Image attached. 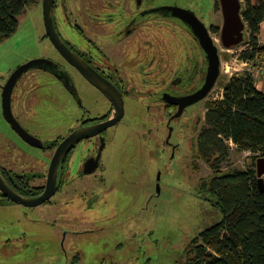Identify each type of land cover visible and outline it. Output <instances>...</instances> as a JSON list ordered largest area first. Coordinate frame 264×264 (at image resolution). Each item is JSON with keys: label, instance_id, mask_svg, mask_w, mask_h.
I'll use <instances>...</instances> for the list:
<instances>
[{"label": "flooded vegetation", "instance_id": "af4514ba", "mask_svg": "<svg viewBox=\"0 0 264 264\" xmlns=\"http://www.w3.org/2000/svg\"><path fill=\"white\" fill-rule=\"evenodd\" d=\"M227 11H231L229 6ZM52 17L67 48L103 77L122 103L120 106L119 97H107L55 48L44 27V38L55 56L38 57L44 60L16 77L8 94L6 114L4 87L20 65L0 85V201L35 207L13 200L6 191L23 198L41 195L58 146L76 132L89 135L67 145L57 170L56 192L67 183L65 163L80 142L85 155L74 178L90 180L86 175L104 168L102 154L109 140L107 129L127 112L149 131L139 134L137 130L131 131L132 125H122L119 137L131 138L133 133L141 137L156 135L172 162L183 155L185 166L192 163L194 156L199 155L198 139L207 127L205 114L219 75L204 98L188 102L205 89L210 59L219 61L224 46L222 0H54ZM242 19L245 23L243 15ZM244 30L240 42L245 39ZM232 38L224 37L226 41ZM30 70L38 73L22 80ZM39 73L42 80L37 82ZM59 89L64 93V104L59 99ZM44 114L55 121L51 128L54 131L47 130ZM114 118L119 119L104 126ZM30 156L36 159L35 163ZM119 176L127 180L126 176ZM97 179L104 180V176ZM198 181L200 184L201 178ZM51 197L43 203H49L48 209L53 211L58 202L51 201ZM100 202H104V197L102 192H96L82 208H94ZM53 221V228L63 236L72 232L65 225L55 228L57 223ZM23 234L1 236L5 243H10Z\"/></svg>", "mask_w": 264, "mask_h": 264}, {"label": "rangeland", "instance_id": "374dc122", "mask_svg": "<svg viewBox=\"0 0 264 264\" xmlns=\"http://www.w3.org/2000/svg\"><path fill=\"white\" fill-rule=\"evenodd\" d=\"M44 34L39 2L25 9L17 30L0 43V85L18 65L34 57L55 56ZM247 37L246 24L242 42L229 48L221 46L219 82L210 95L211 102L222 98L223 82L244 75L252 66V62L244 63L245 52L251 48ZM258 44L264 45V39L259 36ZM34 73L38 70L26 72L22 80ZM41 80L39 73L37 82ZM262 82L260 89L264 91V80L256 82V86ZM63 94L60 90L59 99L64 104ZM58 104L61 105L59 101ZM43 117L47 130L54 131L51 128L55 121H50V115ZM129 124L134 127L132 132L149 131L127 112L107 129L109 140L102 154L104 168L86 175L90 180L74 178L85 155L83 142L76 146L64 167L68 171L67 183L51 197V201L58 202L53 211L48 209L49 203L30 208L0 201V264H182L185 261L186 249L193 238L222 218L214 198L198 184L199 178L211 175V169L199 155L186 166L183 155L172 162L156 135L141 137L133 133L131 138L119 137L122 125ZM225 142L231 143L227 139ZM30 158L32 163L36 162L34 157ZM252 162L250 154L230 146L220 167L221 170L252 167L256 171ZM100 175L104 180L97 179ZM96 192H102L104 202L94 208H82ZM46 220L52 222L47 224ZM53 220L57 223L55 228L65 225L72 232L64 236L58 233L52 226ZM21 232L24 233L21 239L10 243H5L1 236Z\"/></svg>", "mask_w": 264, "mask_h": 264}, {"label": "trees", "instance_id": "16d2710c", "mask_svg": "<svg viewBox=\"0 0 264 264\" xmlns=\"http://www.w3.org/2000/svg\"><path fill=\"white\" fill-rule=\"evenodd\" d=\"M39 2L0 0V43L17 30L25 9ZM242 15L251 47L245 60L256 54L264 58V45L258 44L264 0H244ZM222 88V98L208 104L207 127L198 139V154L211 169L200 188L214 198L222 218L193 238L182 264H264V191L257 184L256 171L220 167L228 156L225 139L229 138L239 150L253 153V167L255 159L264 157V91L245 73L223 82Z\"/></svg>", "mask_w": 264, "mask_h": 264}, {"label": "water", "instance_id": "95a60500", "mask_svg": "<svg viewBox=\"0 0 264 264\" xmlns=\"http://www.w3.org/2000/svg\"><path fill=\"white\" fill-rule=\"evenodd\" d=\"M54 0H41L42 4V19H43V25L45 27L46 33L50 38V41L52 44L57 48L71 63L76 65L82 72V74L88 78L94 85H96L107 97L110 99H117L119 96L113 92L111 85L101 76L97 75L92 69L87 66L81 59H79L73 52H71L67 46L63 43V41L58 36L54 22L52 17V7H53ZM227 6H229L230 12L227 11ZM244 6V0H222V11L224 14V24H223V31H222V39L223 44L225 48H229L234 44H239L240 41L243 38V29L245 28L246 24L244 23L242 19V7ZM204 31V28H203ZM232 36L231 41H226L224 37ZM216 57V55H215ZM41 60H44L42 58H34L31 59L24 64L20 65L9 77V79L6 82V85L4 87L3 91V102H4V108H5V114H6V107L8 102V94L10 91V88L15 81L16 77H18L23 71L29 69L30 67L37 65ZM210 70H209V76H208V82L205 87V89L202 91V93L193 98L188 103H193L199 99L204 98L211 87L214 85L216 78L218 75H220V66H221V60L219 55V61L217 58H211L210 59ZM120 99V106L122 103L121 98ZM116 104V103H115ZM123 107V105H122ZM122 113L121 111L119 112ZM119 118H114L111 121H108L104 123V126H108L110 124H113L116 120ZM97 126V125H96ZM94 127V126H93ZM89 134H83L82 132H76L72 134L70 137L66 138L57 148L53 158L52 162L50 164V168L48 171V180L47 185L43 193L37 197L34 198H23L19 195H17L15 192L8 190L6 193L9 195L10 198L13 200L20 202L27 206H36L41 203H43L45 200L49 199L57 190V170L59 166V162L66 152L67 145L70 144L72 141H78L79 139L88 136ZM73 142V143H74ZM72 143V144H73ZM256 177H257V184L260 187L261 191H264V157H259L256 160Z\"/></svg>", "mask_w": 264, "mask_h": 264}, {"label": "built area", "instance_id": "2783aa9c", "mask_svg": "<svg viewBox=\"0 0 264 264\" xmlns=\"http://www.w3.org/2000/svg\"><path fill=\"white\" fill-rule=\"evenodd\" d=\"M252 62V66L245 71V74L251 76L255 82L264 80V58H259L256 54L252 59L244 60V63ZM228 141L232 142L229 138Z\"/></svg>", "mask_w": 264, "mask_h": 264}, {"label": "crops", "instance_id": "0c3cea01", "mask_svg": "<svg viewBox=\"0 0 264 264\" xmlns=\"http://www.w3.org/2000/svg\"><path fill=\"white\" fill-rule=\"evenodd\" d=\"M259 37H261V39H264V20L260 23V30H259ZM263 81V80H262ZM260 82V81H259ZM258 83V82H257ZM262 84H263V82L262 83H259V84H257V86H256V82H255V86H256V88L259 90V91H263V90H261L260 88L262 87ZM232 147V149H233V147H234V149H235V151H240V152H244V153H246L247 155H252L253 153L251 152V151H249V150H239L238 149V146L232 141L230 144H229V147ZM259 158V157H258ZM256 160L257 159H255V166H256Z\"/></svg>", "mask_w": 264, "mask_h": 264}, {"label": "bare ground", "instance_id": "6f19581e", "mask_svg": "<svg viewBox=\"0 0 264 264\" xmlns=\"http://www.w3.org/2000/svg\"><path fill=\"white\" fill-rule=\"evenodd\" d=\"M217 55H218V54H217ZM217 55H216V56H217Z\"/></svg>", "mask_w": 264, "mask_h": 264}]
</instances>
